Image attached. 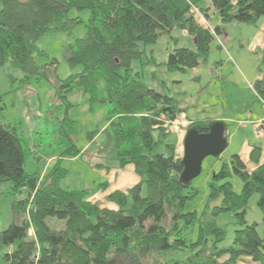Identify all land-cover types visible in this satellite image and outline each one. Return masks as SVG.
Masks as SVG:
<instances>
[{"label": "trees", "instance_id": "trees-1", "mask_svg": "<svg viewBox=\"0 0 264 264\" xmlns=\"http://www.w3.org/2000/svg\"><path fill=\"white\" fill-rule=\"evenodd\" d=\"M204 1L0 0V68L7 64L21 71L25 82L33 76L50 81L58 85L57 95L64 99V94L78 85L91 95L92 101L111 105L107 124L112 130L109 135L114 141L115 157L111 164L98 166L123 169L131 165L141 179L126 191L111 192L107 200L114 207H104L91 201L90 196L98 188L106 189L107 182L92 190L70 188L64 183L67 170L57 158L51 170L28 173L25 162L32 151L25 147L15 125L0 124V184L12 182L15 193L28 191L26 198L14 202L11 224L0 230V251L8 249L3 255L8 264H143L154 252L186 248H198V259L190 257L173 264H217L224 257L226 264L246 259L251 264H264V233L259 232L256 222L246 221L248 203L254 194L259 195L257 204L264 220L262 148L255 146L250 152L253 169L234 154L230 164L214 173L203 215L186 211L199 190L192 182L181 181L183 156L177 154L176 143L166 142L174 134L172 126L184 109L171 94L150 86L140 68L145 64L140 44H154L174 29L183 31L193 47L176 44L165 62L169 71L186 72L208 58L211 43L215 34H221L222 26L211 29L199 22L197 12L202 15L207 11L202 6ZM211 3L222 24L256 25L264 16V0ZM73 9L88 10L89 20L70 17ZM79 25L86 27V34L65 48L63 58L70 69L82 70L62 80L58 59L44 65L36 62L35 54L43 52L38 41L48 33H71ZM260 52L264 65V47ZM100 77L107 88L102 100L97 94ZM254 87L264 101V77ZM214 121L191 120L185 132L191 128L208 132ZM62 122L61 130L71 143L60 159L78 157L81 150L71 133H65V128H72L75 122L68 116ZM225 136L228 139L226 130ZM163 142L166 148L158 150ZM233 174L243 183L241 193L233 188ZM218 199L219 204L211 206ZM224 212L235 213L240 227L232 245L219 248L227 232L210 220L208 213L218 216ZM50 218L65 220V227L53 229ZM196 223L198 238L191 241L188 233ZM208 249L211 252L206 254Z\"/></svg>", "mask_w": 264, "mask_h": 264}, {"label": "rangeland", "instance_id": "rangeland-1", "mask_svg": "<svg viewBox=\"0 0 264 264\" xmlns=\"http://www.w3.org/2000/svg\"><path fill=\"white\" fill-rule=\"evenodd\" d=\"M202 6L207 11L202 15L197 12L199 18L205 17L207 12L206 24L213 29L221 25L222 32L215 34L208 58L198 67L188 69L186 72H172L167 69L165 62L176 44L179 47H193L188 36L179 29H174L170 35L160 36L154 44H140L145 63L140 68L144 70L145 81L157 90H164L179 100L180 107L185 112L182 117L180 115L181 118L184 116L194 120L228 118L224 121L227 124L226 133L229 141L227 148L218 157H206L201 174L192 181L199 193L188 202L186 211H197L200 216L203 215L208 203L209 182L212 176L224 164H230L234 154H239L242 159L248 161L249 149L259 146L264 157V134L257 136L253 129V123L264 116V101L254 87L256 81L264 77V65L261 62L260 50L253 47L264 44V16L256 25L239 22L222 24L211 0H205ZM69 16H80L88 21L90 13L88 10L73 9ZM86 31L84 25H79L71 33L55 32L42 36L38 45L43 52L35 54L36 62L44 65L54 58L58 59V73L62 80L73 73L81 72V67L70 69L63 58V53L69 44L74 43L77 38L84 37ZM140 63L136 62L137 65ZM23 79L25 76L21 71L14 70L7 64L0 68V124L15 125L25 147L32 151L26 157L25 170L30 174L41 173L44 169L51 170L58 159L67 170L64 183L68 187L81 189L88 186L92 190L96 183H105V177L99 172V169L104 167L98 166V163L109 165L113 162L112 157H115L114 141L109 135L112 130L107 124L112 106L102 101H92L91 95L86 93L82 86L76 85L73 90L64 94L66 96L64 99L57 95L58 85L50 81L37 79L36 76L31 77L29 82ZM97 94L100 100L107 95L106 81L103 77L99 78ZM65 116L75 122L72 128H65V133H71L74 144L81 150L76 159L70 157L60 159L63 151L71 143L61 130ZM240 122L245 123V126ZM174 127L172 130L181 131L185 126L177 124ZM95 134L96 136L92 138ZM166 142L176 143L177 148L179 146V155L184 156V141L182 145L178 143L176 132ZM166 142H163L158 150H164ZM254 166L248 162L250 170ZM230 180L234 190L241 193L243 187L241 179L233 174ZM12 187V182L0 184V230H5L11 224L14 202L28 195L26 189L15 193ZM115 187L113 185L109 190ZM123 187L128 189L130 185ZM258 199V194L251 197L246 221L250 224L256 222L259 232L263 235L264 220L257 204ZM219 202L218 199L211 203V206ZM100 204L104 207L114 206L107 200ZM208 218L227 232L225 241L218 247L232 245L235 231L240 227L236 214L224 212L212 216L208 213ZM49 223L53 229L65 227V220L58 218H50ZM31 234L33 235L32 230ZM198 234L199 224L196 223L188 233L189 240L196 241ZM7 250L3 248L0 251V264H8L3 258ZM197 251L198 248H186L154 252L143 261V264H173L176 260L186 261L190 257L198 259ZM210 252V249L205 251L206 254ZM225 260L226 257L218 259L217 264H226ZM238 264L251 262L246 259L240 260Z\"/></svg>", "mask_w": 264, "mask_h": 264}, {"label": "water", "instance_id": "water-1", "mask_svg": "<svg viewBox=\"0 0 264 264\" xmlns=\"http://www.w3.org/2000/svg\"><path fill=\"white\" fill-rule=\"evenodd\" d=\"M226 124L216 120L211 123L209 131L198 132L197 129L188 130L184 139V170L180 176L181 181L191 183L202 172V164L206 157L220 156L228 146L225 136Z\"/></svg>", "mask_w": 264, "mask_h": 264}, {"label": "crops", "instance_id": "crops-1", "mask_svg": "<svg viewBox=\"0 0 264 264\" xmlns=\"http://www.w3.org/2000/svg\"><path fill=\"white\" fill-rule=\"evenodd\" d=\"M205 17L199 18V22H201V23H207V18L208 17L207 18H205ZM253 47H255L256 50H260L261 48L264 47V44L261 45V46H259L257 44V46L254 45ZM184 114H185V112L182 113V114H180L181 117ZM181 117L178 116V120L176 122H174V124L172 126L173 128H175L174 126H177V124L184 125L185 126L184 128H186L187 125L190 123V121L191 120H194V119L188 118L187 116H184V118H181ZM210 119H212V118H210ZM217 119H219L221 121H226V119H228V118L218 117V118H216V120ZM213 120H215V119H213ZM262 120H264V116L261 117V118H259V119H257L256 121H262ZM184 128L182 127L181 131H178L177 129L172 130L174 133L175 132L177 133V139H178V143H180V145L183 144V141H184V138H185V134H186V132H185L186 129H184ZM251 150L252 149H249V153H248L249 160L246 161V160L243 159L247 164H248V162H250V152H251ZM177 154L179 155V146L177 148ZM76 158L77 157H75L74 159H76ZM100 159L103 160V158H101V157H100ZM112 159H114V158L112 157ZM53 160H55V158H53ZM99 163H102V162H99ZM99 172L101 173L102 176L105 177V182H107L108 184H107L106 189H101V188L99 189L98 188V190L93 195L90 196V200L93 201V202H99V203L100 202H104L105 200H107V197H108V195L111 192H114L116 190L126 191L127 189H124L125 187H123V185H130V187H132V185L134 186V185L138 184L140 182V180H141L140 177L135 173L134 168L131 165L130 166H127V167H125L123 169L115 168V167L114 168H111V169L100 168L99 169ZM98 185L99 184L96 183L95 185L92 186V189H96L98 187ZM113 185H115L116 187L113 188L112 190H109L110 187L113 186ZM84 188H88V186H86ZM109 207H112V206H109Z\"/></svg>", "mask_w": 264, "mask_h": 264}, {"label": "built area", "instance_id": "built-area-1", "mask_svg": "<svg viewBox=\"0 0 264 264\" xmlns=\"http://www.w3.org/2000/svg\"><path fill=\"white\" fill-rule=\"evenodd\" d=\"M208 25V24H207ZM209 26V25H208ZM210 27V26H209ZM211 28V27H210ZM213 29V28H211ZM240 124L242 126H245V123L243 122H240ZM263 121H257V122H254L253 123V129H254V132L257 136H263L264 134V130H263Z\"/></svg>", "mask_w": 264, "mask_h": 264}]
</instances>
